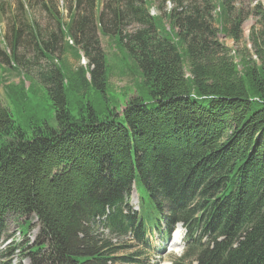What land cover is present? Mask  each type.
Returning <instances> with one entry per match:
<instances>
[{"label": "trees", "instance_id": "16d2710c", "mask_svg": "<svg viewBox=\"0 0 264 264\" xmlns=\"http://www.w3.org/2000/svg\"><path fill=\"white\" fill-rule=\"evenodd\" d=\"M165 2L173 8L150 16L151 0H102L96 17L95 0H75L67 22L44 8L53 31L24 14L28 42H19L21 24L10 38L0 35L2 65L16 73L39 61L47 67L17 85L28 79V92L38 84L56 122H34L26 134L0 105V245L10 237L5 218L25 219L24 240L4 246L0 264H11L15 251L28 264H142L135 249L157 250L153 232L162 242L177 224L185 250L171 264H264V11L254 6L260 28L246 53L219 42L240 40L236 0ZM11 14L0 1V20ZM95 21L137 64L144 96L128 100L120 120L90 106L77 117L67 110L70 88L104 93ZM24 45L37 60L17 58ZM69 52L75 70L55 56ZM133 185L142 192L138 211L129 204Z\"/></svg>", "mask_w": 264, "mask_h": 264}, {"label": "rangeland", "instance_id": "374dc122", "mask_svg": "<svg viewBox=\"0 0 264 264\" xmlns=\"http://www.w3.org/2000/svg\"><path fill=\"white\" fill-rule=\"evenodd\" d=\"M5 6V9L12 13L2 17L0 20V35L11 37L14 35V31L21 24V33L22 36L19 38L20 43L28 42V39L25 37V32L27 30L24 27L22 17L24 14H29L31 19H33L36 24L39 26L43 33L53 31L54 23L52 22L51 15H57L62 22L68 21V15L73 13L76 7L75 0H29V5L31 8L25 7L22 4L23 0H0ZM149 3V0H147ZM238 3L233 9L232 15L241 13L243 18V23L240 26V40L238 43H235L233 40H225L222 37H219V42L224 44L226 47L231 48L241 52L244 50V44H246L247 50H250V44H247V40L250 34L258 33L259 25L257 24L258 17L255 14V5H260V11H264V0H236ZM21 5L24 7L23 12L13 10L14 6L17 7ZM102 0H97V10L95 16H99V11L101 9ZM162 8L161 12L166 13L173 8V4L164 3V0H151V6H149V15L155 16L159 14L158 8ZM27 8V9H26ZM44 8L51 13L49 15ZM11 9V10H10ZM96 22V21H95ZM98 22L95 23V36L99 39L100 50L104 56V66H105V87L104 93H100L95 87L89 85L86 88H80L79 90L75 88H70L66 91V104L67 110L71 117H77L78 113L85 107L90 106L94 112L100 116H107L111 114L112 116L118 117L121 119V112L124 108L126 102L132 98L144 96L140 92V78L138 77V68L134 58L126 50V48L118 42V39L115 37L102 36L98 31ZM166 23V22H165ZM213 28H216V24H213ZM134 27L129 26L122 35L132 33ZM6 44V41H4ZM63 43H72V40L66 39ZM19 49L17 58H20L21 61H30V59L37 60L28 52L30 50H25L24 47ZM74 46V45H71ZM2 46H0V50ZM250 52V51H249ZM247 53V52H246ZM59 62L65 63L70 69H77L76 58L71 52L67 55L57 54L55 55ZM80 66L87 67L88 60L83 58L80 54ZM1 62V61H0ZM39 68L36 69L37 65H31L29 70L23 69L19 66V74L11 71L7 65H2L0 63V105L5 106L9 109V112L12 116L13 125L15 129H20L26 134H29L31 126L34 122H45L50 127H55L56 122L54 119L53 110L51 107V101L46 96L45 91L38 84H34L32 90L26 91L27 86L29 85V80L24 83V87H20L18 82L21 80L22 75L27 74L33 77L40 70H48L44 63L39 61L37 63ZM85 64V65H84ZM8 68L7 72H4V68ZM92 69V67L90 68ZM89 76H87L88 78ZM35 80V79H33ZM35 82V81H33ZM37 83V82H35ZM5 84H10L13 87L8 88ZM22 94H21V93ZM10 93V94H8ZM120 117V118H119ZM1 141V140H0ZM138 195H142L141 190L136 191V187L133 185L130 204L139 209V199ZM150 218V216H149ZM151 219V218H150ZM23 218H5L7 231L11 233V237L14 242L19 243L24 240L22 234H17L18 226L23 223ZM31 225H34V228L28 231V238L32 240L37 234V226L35 220L30 222ZM181 225L178 224L175 226V229L172 235L180 230ZM19 231H21L19 229ZM183 229L180 230L182 234ZM27 235V234H26ZM19 236V237H18ZM174 236V235H173ZM26 238V237H25ZM174 239V237H173ZM16 240V241H15ZM150 242L153 245L159 244V239L152 238ZM179 243V245H178ZM3 247H0V251ZM139 255L138 260L142 264H170L172 260H175L182 256L184 253V246L181 241L177 242L175 246L168 242L165 244V250L161 253L149 252L150 254L143 255L144 249L136 248L135 249ZM151 251V250H150ZM134 250L123 251L120 255H128L133 253ZM15 251L11 259V264H28L26 259L20 257L16 254ZM142 254V255H141Z\"/></svg>", "mask_w": 264, "mask_h": 264}, {"label": "bare ground", "instance_id": "6f19581e", "mask_svg": "<svg viewBox=\"0 0 264 264\" xmlns=\"http://www.w3.org/2000/svg\"><path fill=\"white\" fill-rule=\"evenodd\" d=\"M173 237H174V239L172 240V245L175 246L179 240V237H178L177 233H174Z\"/></svg>", "mask_w": 264, "mask_h": 264}]
</instances>
